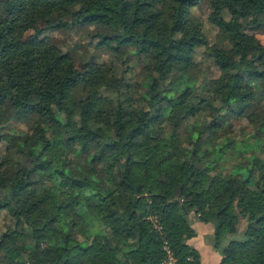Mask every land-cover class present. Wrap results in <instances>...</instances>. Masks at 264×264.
<instances>
[{
	"label": "trees",
	"instance_id": "obj_1",
	"mask_svg": "<svg viewBox=\"0 0 264 264\" xmlns=\"http://www.w3.org/2000/svg\"><path fill=\"white\" fill-rule=\"evenodd\" d=\"M202 5L0 0V264H201L195 221L219 264H264V0H208V28Z\"/></svg>",
	"mask_w": 264,
	"mask_h": 264
},
{
	"label": "rangeland",
	"instance_id": "obj_2",
	"mask_svg": "<svg viewBox=\"0 0 264 264\" xmlns=\"http://www.w3.org/2000/svg\"><path fill=\"white\" fill-rule=\"evenodd\" d=\"M208 0H203V5L196 10V12L203 16L205 21L206 28L209 27L207 23V16H208V8L206 2ZM46 27V22L42 21L37 24L35 29H32L27 32V35L33 34L36 31L42 30ZM92 29L88 26L83 25H69L68 27L64 28H45L42 31L43 35H48L52 38L54 42L59 44L65 51L71 52L73 56V62L77 68L83 69L89 64V62L96 61L98 63H104L107 66L116 65L117 62L114 59V52L109 51L105 46L98 45V39L92 38ZM259 39L264 43V34L258 35ZM202 51L199 50L198 57L199 59L202 57ZM203 59V57H202ZM121 79V74L118 73L116 76L115 81L118 82ZM123 79V78H122ZM124 80V79H123ZM186 89V88H185ZM188 91V89H186ZM238 128L245 127L246 131H250L249 126L247 123L243 121H239ZM17 132L22 133L26 131L27 127L24 122H14L12 124ZM15 140L20 139V135H14ZM94 226H91L93 231H96L98 226H100L96 221H92ZM8 219L5 217L4 213L0 215V231L5 228ZM209 235L206 236V238Z\"/></svg>",
	"mask_w": 264,
	"mask_h": 264
},
{
	"label": "crops",
	"instance_id": "obj_3",
	"mask_svg": "<svg viewBox=\"0 0 264 264\" xmlns=\"http://www.w3.org/2000/svg\"><path fill=\"white\" fill-rule=\"evenodd\" d=\"M193 227L197 231V235L189 239L188 243L197 248L201 254V264H219L221 261V254L216 251L210 244L207 235L213 232V225L201 221H195Z\"/></svg>",
	"mask_w": 264,
	"mask_h": 264
},
{
	"label": "built area",
	"instance_id": "obj_4",
	"mask_svg": "<svg viewBox=\"0 0 264 264\" xmlns=\"http://www.w3.org/2000/svg\"><path fill=\"white\" fill-rule=\"evenodd\" d=\"M164 264H179L178 259L175 257L173 252L169 249H167V255H166Z\"/></svg>",
	"mask_w": 264,
	"mask_h": 264
}]
</instances>
